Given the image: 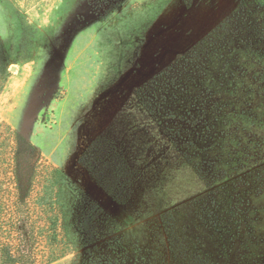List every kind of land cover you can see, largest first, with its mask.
Returning a JSON list of instances; mask_svg holds the SVG:
<instances>
[{
  "label": "trees",
  "instance_id": "trees-1",
  "mask_svg": "<svg viewBox=\"0 0 264 264\" xmlns=\"http://www.w3.org/2000/svg\"><path fill=\"white\" fill-rule=\"evenodd\" d=\"M101 6L95 13L105 18L111 8ZM8 64L0 38V96ZM83 160L115 200L140 201L163 264L257 258L264 225V0H240L135 88ZM121 228L76 190L63 167L44 161L33 142L0 121V264H62L75 251L87 253L76 264H99L93 248L121 241ZM109 260L104 264L116 262Z\"/></svg>",
  "mask_w": 264,
  "mask_h": 264
},
{
  "label": "rangeland",
  "instance_id": "rangeland-1",
  "mask_svg": "<svg viewBox=\"0 0 264 264\" xmlns=\"http://www.w3.org/2000/svg\"><path fill=\"white\" fill-rule=\"evenodd\" d=\"M239 2L0 0V38L9 63L0 121L33 142L44 161L63 167L76 190L121 222V241L93 248L99 264L109 258L115 264L165 261L140 201L126 204L110 196L84 153L135 88L191 48ZM100 4L111 8L105 18L96 16ZM203 19L209 25L198 27ZM260 238L257 258L242 264H264V225ZM39 246L45 249L44 242ZM85 254L75 251L62 264H76Z\"/></svg>",
  "mask_w": 264,
  "mask_h": 264
},
{
  "label": "crops",
  "instance_id": "crops-1",
  "mask_svg": "<svg viewBox=\"0 0 264 264\" xmlns=\"http://www.w3.org/2000/svg\"><path fill=\"white\" fill-rule=\"evenodd\" d=\"M222 19H223V18H222ZM222 19H221V20H222ZM221 20H220V21H221ZM220 21H219V22H220ZM209 22H210V20H206V19L200 20V21L198 22V27L201 25V28H205V26L209 25V24H208ZM219 22H218V23H219ZM218 23H217V24H218ZM217 24H216V25H217ZM216 25H215V26H216ZM196 26H197V23H196ZM208 32H209V31H208ZM208 32H207V33H208Z\"/></svg>",
  "mask_w": 264,
  "mask_h": 264
}]
</instances>
